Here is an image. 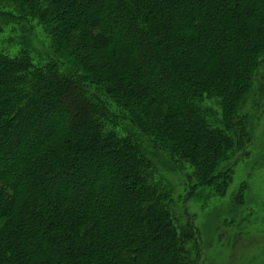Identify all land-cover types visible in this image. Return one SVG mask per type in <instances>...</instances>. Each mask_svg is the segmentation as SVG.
<instances>
[{
  "label": "trees",
  "instance_id": "obj_1",
  "mask_svg": "<svg viewBox=\"0 0 264 264\" xmlns=\"http://www.w3.org/2000/svg\"><path fill=\"white\" fill-rule=\"evenodd\" d=\"M7 32L0 264H200L187 205L250 155L264 0H0Z\"/></svg>",
  "mask_w": 264,
  "mask_h": 264
},
{
  "label": "rangeland",
  "instance_id": "obj_2",
  "mask_svg": "<svg viewBox=\"0 0 264 264\" xmlns=\"http://www.w3.org/2000/svg\"><path fill=\"white\" fill-rule=\"evenodd\" d=\"M5 36L0 49H9L8 32ZM262 83L264 65L247 102L254 142L249 157L235 167L227 194L207 201L193 199L187 205L200 231V264H264V102L261 110L253 105L261 97ZM159 172L176 185L177 194L184 192L181 176Z\"/></svg>",
  "mask_w": 264,
  "mask_h": 264
}]
</instances>
